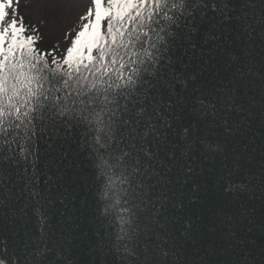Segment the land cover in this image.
I'll return each mask as SVG.
<instances>
[{"label":"trees","instance_id":"16d2710c","mask_svg":"<svg viewBox=\"0 0 264 264\" xmlns=\"http://www.w3.org/2000/svg\"><path fill=\"white\" fill-rule=\"evenodd\" d=\"M224 2L229 15L246 11L256 31L237 41L243 28L236 29V21L211 28L222 17L217 14L213 20L209 13L202 18L199 10L195 12L193 25L201 28L198 47L206 31H225L229 40L210 41L203 45L204 53L188 49L183 60L191 65L187 69L180 63L165 69L168 86L161 89L163 98L171 95L176 103L171 109L166 103L149 107L143 122L166 135L157 140L156 133L149 132L147 146L161 151L151 161L142 159L141 171L129 176L131 186L121 184L87 151L70 152L64 159L53 154L47 167L39 165L45 174L40 175L41 195L36 198L24 191L22 170L19 178L8 169L0 174V239L6 240L9 253L21 257V264H37L36 252L45 246L52 251L44 253L39 264H228L237 257L244 264H264V42L259 23L264 0ZM21 14L32 23L28 7L21 8ZM181 23L187 19L182 17ZM216 43L234 53L239 52L237 45L250 46L252 56L233 62L213 46ZM204 60L216 64L219 76L214 79L215 70L209 69L192 80L208 67ZM219 77L235 79L243 110L214 98L222 95L212 87L220 86ZM199 100L205 101L203 106ZM212 104L218 109L215 113ZM149 164L159 176L146 167ZM36 208L45 218L43 233ZM159 248L169 255L162 256ZM222 249L234 254L225 255Z\"/></svg>","mask_w":264,"mask_h":264},{"label":"snow or ice","instance_id":"6c2138e0","mask_svg":"<svg viewBox=\"0 0 264 264\" xmlns=\"http://www.w3.org/2000/svg\"><path fill=\"white\" fill-rule=\"evenodd\" d=\"M35 7L45 26L60 31L58 43H45L42 29L25 22L20 0H0V174L8 169L9 175L14 171L19 178L22 170L24 191L31 198L41 195L40 175L45 173L39 165L47 167L53 154L64 159L70 152L87 151L89 158L94 154L121 184L129 186V176L141 171L142 159L158 157L161 149L154 145L153 151L147 146L149 132L156 133L157 140L166 134L157 133L155 125L145 124L143 119L150 106L166 103L171 109L176 103L171 95L163 98L161 89L168 86L165 69L174 63L187 69L191 65L183 60L189 55L188 49L204 53L203 45L210 41L229 40L225 31H206L198 47L196 36L201 28L193 25L197 10L202 18L209 13L213 20L217 14L222 17L211 28L236 21L235 28H243L237 41L256 31L246 11L229 15L224 0H87L82 11L79 0H39ZM231 11L235 13V9ZM182 17L187 19L186 24L181 23ZM259 23L264 42V8ZM221 43L213 46L227 52L233 62L252 56L250 46L237 45L239 52L234 53ZM178 52L181 54L177 57ZM204 64L208 67L192 75V80L209 69L215 70L214 79L219 76L215 63L204 60ZM170 71L175 73L176 69ZM236 71L243 75L239 68ZM261 81L264 83V63ZM219 85H212L222 94L214 98L243 110L235 79L219 77ZM198 103L203 106L205 101ZM211 108L213 113L218 111L215 104ZM223 123L227 125L228 121ZM188 131L185 127L184 132ZM160 163L165 165L163 160ZM146 167L160 175L152 165ZM109 183H113L111 178ZM34 211L41 218L43 233L45 218L39 208ZM261 243L264 245V240ZM0 245V264H21V257L9 253L6 240L0 239ZM24 250H28L27 243ZM51 251L47 246L39 249L37 264L44 253ZM159 252L164 257L169 255L163 248ZM261 255L264 257V246ZM228 264L244 262L237 257Z\"/></svg>","mask_w":264,"mask_h":264},{"label":"rangeland","instance_id":"374dc122","mask_svg":"<svg viewBox=\"0 0 264 264\" xmlns=\"http://www.w3.org/2000/svg\"><path fill=\"white\" fill-rule=\"evenodd\" d=\"M87 0H79L80 10H83V4L86 3ZM39 3V0H20V9L24 8V6L28 7L29 14L31 15V21L34 26L40 27L42 29V34L45 37L46 42L50 43H58L61 39V34L59 30H52L49 26H45L43 21L40 19V13L38 9L35 7L36 4ZM31 5V7H29ZM72 19H75L73 15Z\"/></svg>","mask_w":264,"mask_h":264}]
</instances>
